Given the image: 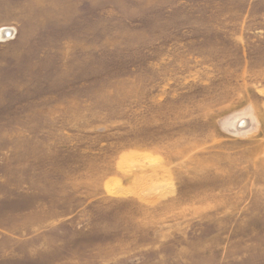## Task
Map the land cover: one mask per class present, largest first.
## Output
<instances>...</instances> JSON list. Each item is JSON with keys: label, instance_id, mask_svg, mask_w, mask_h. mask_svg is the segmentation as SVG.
<instances>
[{"label": "rangeland", "instance_id": "obj_1", "mask_svg": "<svg viewBox=\"0 0 264 264\" xmlns=\"http://www.w3.org/2000/svg\"><path fill=\"white\" fill-rule=\"evenodd\" d=\"M0 264H264V0H0Z\"/></svg>", "mask_w": 264, "mask_h": 264}, {"label": "bare ground", "instance_id": "obj_2", "mask_svg": "<svg viewBox=\"0 0 264 264\" xmlns=\"http://www.w3.org/2000/svg\"><path fill=\"white\" fill-rule=\"evenodd\" d=\"M10 29H8V32H6L7 34V36H11V35H13V32H12V34L11 35H9L10 34ZM252 114V113H251ZM250 115V114H249ZM242 116H248V112L247 113H245V115H237L236 114V116H233V118H231V119H229V120H227L225 123H224V126L226 127V129H229V128H235V129H237L238 128V126H237V124H238V120H240V118L242 117ZM245 118V117H244ZM250 120V119H249ZM248 120V121H249ZM255 118L253 117V116H251V122H252V127H254L255 125L254 124H256L255 123ZM248 124V123H247ZM228 127V128H227ZM247 131H251V129L250 130H247ZM247 131H245V130H241V131H239L238 130V132H235V133H242V134H246L247 133ZM229 132H230V130H229ZM252 132V131H251ZM249 133V132H248ZM235 135H237V134H235Z\"/></svg>", "mask_w": 264, "mask_h": 264}, {"label": "water", "instance_id": "obj_3", "mask_svg": "<svg viewBox=\"0 0 264 264\" xmlns=\"http://www.w3.org/2000/svg\"><path fill=\"white\" fill-rule=\"evenodd\" d=\"M6 31H8V30H6Z\"/></svg>", "mask_w": 264, "mask_h": 264}]
</instances>
